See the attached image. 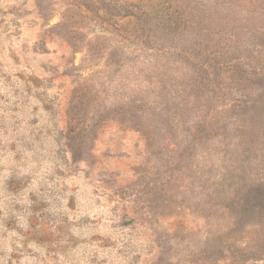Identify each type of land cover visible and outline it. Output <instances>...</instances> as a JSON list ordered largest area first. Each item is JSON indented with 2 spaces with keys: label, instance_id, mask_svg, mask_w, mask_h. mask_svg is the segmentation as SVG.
Returning <instances> with one entry per match:
<instances>
[{
  "label": "rangeland",
  "instance_id": "rangeland-1",
  "mask_svg": "<svg viewBox=\"0 0 264 264\" xmlns=\"http://www.w3.org/2000/svg\"><path fill=\"white\" fill-rule=\"evenodd\" d=\"M0 264H264V0H0Z\"/></svg>",
  "mask_w": 264,
  "mask_h": 264
}]
</instances>
